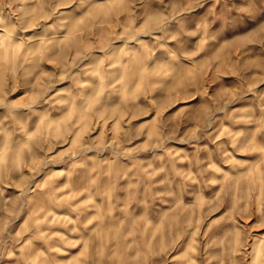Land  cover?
<instances>
[{
  "label": "clouds",
  "instance_id": "1",
  "mask_svg": "<svg viewBox=\"0 0 264 264\" xmlns=\"http://www.w3.org/2000/svg\"><path fill=\"white\" fill-rule=\"evenodd\" d=\"M0 264H264V0H0Z\"/></svg>",
  "mask_w": 264,
  "mask_h": 264
}]
</instances>
